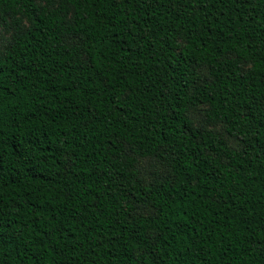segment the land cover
<instances>
[{
  "label": "trees",
  "instance_id": "1",
  "mask_svg": "<svg viewBox=\"0 0 264 264\" xmlns=\"http://www.w3.org/2000/svg\"><path fill=\"white\" fill-rule=\"evenodd\" d=\"M0 264H264V0H0Z\"/></svg>",
  "mask_w": 264,
  "mask_h": 264
},
{
  "label": "rangeland",
  "instance_id": "2",
  "mask_svg": "<svg viewBox=\"0 0 264 264\" xmlns=\"http://www.w3.org/2000/svg\"><path fill=\"white\" fill-rule=\"evenodd\" d=\"M4 34H6V33L4 32ZM196 118H197V119L200 118V113H199V112H197V114H196ZM153 163H154V162L151 161L150 159L145 161V163H144V165H143V168H144V170L146 171L147 175H148V173H149L150 171L154 170V168H155L154 165H155V164H153ZM145 211H146V212H150L151 210H149V209H145Z\"/></svg>",
  "mask_w": 264,
  "mask_h": 264
}]
</instances>
